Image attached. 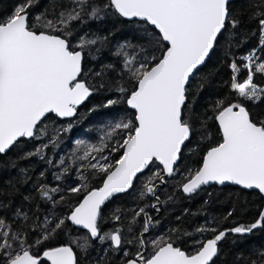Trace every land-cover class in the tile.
<instances>
[{
	"label": "trees",
	"instance_id": "obj_1",
	"mask_svg": "<svg viewBox=\"0 0 264 264\" xmlns=\"http://www.w3.org/2000/svg\"><path fill=\"white\" fill-rule=\"evenodd\" d=\"M227 10L213 50L186 87L182 122L190 138L173 175L163 178L160 165L151 162L128 191L102 206L98 235L92 239L68 216L121 157L136 127L126 99L166 45L145 22L122 17L111 0H0V25L26 13L29 30L60 36L70 51H81L78 80L90 90L74 117L58 119L50 113L32 137H22L0 154V264L24 251L41 257L63 245L73 250L75 264H123L141 248L140 240L150 255L163 243L190 255L210 239L218 249L209 264H264V198L259 192L232 185L202 187L191 195L181 190L207 150L221 143L215 117L223 109L244 107L264 130V0H233ZM248 79L253 90L240 91ZM91 142L101 147L97 154L110 153L103 169L81 156ZM113 231L121 236L118 249L110 243ZM37 264L50 263L40 258Z\"/></svg>",
	"mask_w": 264,
	"mask_h": 264
},
{
	"label": "water",
	"instance_id": "obj_2",
	"mask_svg": "<svg viewBox=\"0 0 264 264\" xmlns=\"http://www.w3.org/2000/svg\"><path fill=\"white\" fill-rule=\"evenodd\" d=\"M233 0H111L125 19L140 20L155 29L166 49L160 60L145 71L126 99L136 127L123 146L121 157L101 185L88 191L68 216L77 229L98 234L99 212L114 196L128 191L136 177L155 161L162 177L171 178L182 147L190 138L182 122L186 87L207 61L223 31L228 4ZM26 13L0 25V154L22 137L30 138L48 114L67 119L90 96L78 80L81 51H70L57 35L27 28ZM222 141L207 150L197 172L181 190L186 195L202 187L232 185L255 190L264 198V130L254 124L244 107H226L215 117ZM162 181L159 185L162 186ZM114 246L119 237H112ZM217 241L207 240L193 254L166 243L143 264H209ZM50 264H74L69 246L46 250ZM24 251L6 264H37ZM124 264H140L128 260Z\"/></svg>",
	"mask_w": 264,
	"mask_h": 264
},
{
	"label": "rangeland",
	"instance_id": "obj_3",
	"mask_svg": "<svg viewBox=\"0 0 264 264\" xmlns=\"http://www.w3.org/2000/svg\"><path fill=\"white\" fill-rule=\"evenodd\" d=\"M263 33H264V27H263ZM250 58H251V56L249 58H247V60H246L247 67H250V64H249ZM239 89H240V91H243V92H250L251 90H253L249 79L246 80L243 84H241V86H239ZM119 125H120V123H117L116 126L120 127ZM125 125H126V123L121 124V126H125ZM126 135H127V132L123 135L122 141L125 140ZM84 142H85V140L84 141L81 140L78 143L82 144ZM98 148H101V147H99L98 143L91 142L88 146L83 148L81 156L86 158L87 162H91L92 166L95 167L96 169H99V168L103 169L106 165H109L111 157H110V153L103 154V155L97 154L95 149H98Z\"/></svg>",
	"mask_w": 264,
	"mask_h": 264
},
{
	"label": "flooded vegetation",
	"instance_id": "obj_4",
	"mask_svg": "<svg viewBox=\"0 0 264 264\" xmlns=\"http://www.w3.org/2000/svg\"><path fill=\"white\" fill-rule=\"evenodd\" d=\"M152 196H155V195H152ZM157 204H159V202L157 203ZM152 209L153 210H157V211H159L154 205H152ZM156 213L153 215V219L156 217ZM151 218V219H152ZM97 222V221H96ZM147 225H149V221L147 222ZM150 230V228L149 227H147V232ZM85 231V230H84ZM89 233V232H88ZM114 234H117L118 235V237H119V244L117 245V246H114L113 245V243H112V237H113V235ZM141 234H144L143 232H141ZM90 235V234H89ZM98 235V234H97ZM91 237V236H90ZM141 239V237L139 238V240ZM110 243H111V246L113 247V248H116V249H118L119 247H120V244H121V236H120V233L118 232V231H113V232H111V234H110ZM164 244H166V243H163L162 245H160V246H158L156 249H155V251L159 248V247H161V246H163ZM140 245H141V248L138 250V251H136L135 253H133L132 254V257H130V258H127L126 260H125V262L126 261H128V260H135V261H137L138 263H140V264H143V263H145L154 253H155V251L150 255V254H148V252H147V248H145V246H144V244H143V241L142 240H140ZM63 246H65V245H63ZM67 246V245H66ZM71 248V247H70ZM73 251V250H72ZM28 252V251H27ZM45 252V251H44ZM43 252V253H44ZM127 252V250H126V248H124V250L122 251V253H121V257H124L125 256V253ZM42 253V254H43ZM42 254H41V257H35V256H33V257H35V258H38V261H37V263L39 262V260H40V258H42ZM44 259V258H43ZM47 260V259H46ZM47 261H49V260H47ZM124 262V263H125ZM49 263H50V261H49ZM123 263V264H124ZM75 264V263H74Z\"/></svg>",
	"mask_w": 264,
	"mask_h": 264
}]
</instances>
